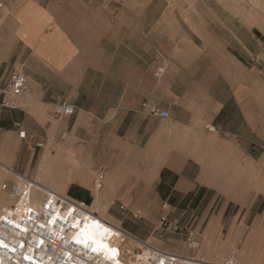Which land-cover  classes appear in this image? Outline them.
I'll return each instance as SVG.
<instances>
[{
    "label": "crops",
    "instance_id": "0c3cea01",
    "mask_svg": "<svg viewBox=\"0 0 264 264\" xmlns=\"http://www.w3.org/2000/svg\"><path fill=\"white\" fill-rule=\"evenodd\" d=\"M243 8L240 0H0V162L28 172L37 151L35 167L50 166L78 202L95 199L81 179L103 164L109 206L128 201L146 216L131 201L186 198L203 201L207 214L218 200L257 216L264 239V188L255 187L264 170V32ZM18 73L27 91L3 108ZM60 106L73 114L58 116Z\"/></svg>",
    "mask_w": 264,
    "mask_h": 264
},
{
    "label": "built area",
    "instance_id": "2783aa9c",
    "mask_svg": "<svg viewBox=\"0 0 264 264\" xmlns=\"http://www.w3.org/2000/svg\"><path fill=\"white\" fill-rule=\"evenodd\" d=\"M166 69L167 66L161 64L154 71L153 77L161 78ZM26 91L24 75L21 73L14 75L5 85L1 106L10 110L15 109L17 99ZM55 114L70 116L73 109L68 106L57 107ZM150 114L164 119L169 116L167 111L160 109H152ZM207 130L212 132L213 128ZM104 179V166L98 165L92 172L93 188L101 189ZM34 185L37 183L28 179L20 185L13 183L9 186L6 184L0 186V190L16 202L2 208L0 212V264H177L173 254L155 247H150L145 257L139 256L142 254L139 250L136 252L137 255L130 259V254L125 255L123 244L131 235L121 229L108 238L107 255H104L101 249H98L100 247L94 243L88 242L87 246L77 243L72 235H75L78 228L84 226L94 215L85 208L84 203L71 199H69L71 206L65 209L61 206V200L53 193L46 195L44 211L39 213L31 204ZM18 203H21V212H16ZM160 225L178 229L177 221L170 223L165 218L161 219ZM190 243L192 248L198 247L194 240ZM187 259L191 262L188 264H201V261L194 258ZM223 264L239 263L236 258L229 257L224 259Z\"/></svg>",
    "mask_w": 264,
    "mask_h": 264
},
{
    "label": "rangeland",
    "instance_id": "374dc122",
    "mask_svg": "<svg viewBox=\"0 0 264 264\" xmlns=\"http://www.w3.org/2000/svg\"><path fill=\"white\" fill-rule=\"evenodd\" d=\"M240 1L244 6L241 9V14L244 15V10L254 14L257 19V26L264 32V0ZM97 152L101 151L98 150ZM25 154L22 151V157ZM38 154L37 151L34 153L32 166L28 172L21 170V165L18 164L15 168H10L34 180L37 170L35 166L39 162ZM21 164H23V160ZM93 170L94 167L87 173L89 175V183H92ZM13 183V181L6 179L1 185L6 184L9 186ZM161 186L166 185L161 184ZM233 186L241 188L247 186V184H226L225 188L226 190H232ZM92 189L94 190L93 185ZM101 189H99V192ZM3 199L6 202L8 201L5 193ZM93 201V199L90 200L86 197L81 202L86 205H91ZM137 202L145 206L150 211V214L141 216L139 214L140 211L137 213V209H134V213H132L128 201H124V203L115 201L109 207L108 213L112 217V220L116 222H112L113 224L118 225L122 229H127L139 241L149 240V244L152 247L186 258H195L200 252L202 253V250L205 249L206 242L209 241V246L206 249H208L209 258L212 262L221 263L226 258L234 257L238 260L239 264H264V239L262 238L263 241H260L262 239H256L257 233L259 232L257 228L259 226L254 225L258 217L248 214V212L241 210L238 206L231 205L227 209H222V201L216 200L213 202L214 206L212 209L207 214H202L204 212V205H202L204 202L199 200L189 201L186 198L177 201L162 199L156 201V203L152 200L131 201L133 205ZM162 218H165L170 223L177 221L178 229L174 230L169 225L167 227L161 226L160 221ZM191 239L198 244L197 248L191 247ZM261 243L262 245H260ZM257 244L260 246L257 247ZM134 247L132 246L130 251L138 252L139 250H135Z\"/></svg>",
    "mask_w": 264,
    "mask_h": 264
},
{
    "label": "bare ground",
    "instance_id": "6f19581e",
    "mask_svg": "<svg viewBox=\"0 0 264 264\" xmlns=\"http://www.w3.org/2000/svg\"><path fill=\"white\" fill-rule=\"evenodd\" d=\"M51 153L52 152L44 153L43 158L49 157L51 155ZM52 154H54V153H52ZM74 159L75 158H70L67 160V163L69 165V172H73V171L76 172L78 170V167H79L78 161H76ZM91 162H93V161H91ZM52 163L54 164V162H51V164ZM49 167L50 166H45L43 163H40L39 166L37 167L36 174L34 177V181L37 183V185H34L32 192H31V204H32V207L35 208L36 211H38L39 213H43L44 205H45L46 199H47L46 195L50 194V193H53L56 198L61 200V206H63L65 209H67L71 206V202L69 200L70 198H68L67 197L68 195L66 196V194H65L66 184L62 181V179H57L56 175L52 174V171H51L52 168H49ZM262 171L258 173L257 178H256L257 182L255 183V186L257 189H261L262 187L264 188V170H262ZM70 175H73V174H70ZM6 179L13 181L17 185H20L23 182H26L29 178L25 177V175L19 174L18 172L12 170L10 168L9 164H4V163L0 162V185ZM81 183L83 185L89 187L90 183H89V175L88 174L85 175L84 177H82ZM94 192H95V199L92 202V204L91 205L84 204L85 208L89 212H91L94 215V217L91 218L90 221H88L87 223L85 222L84 226H80L78 228L77 233H75V235L73 234L72 236H73V239H75V240H77L78 237L81 240H83L85 235H87L89 237L87 240V243L86 244L82 243V244L87 246L88 242L94 243L95 246L100 247L98 249L99 250L101 249V251H102V253H104V255H107L108 254L107 249L109 246L108 245V238L111 235H114L115 233H117L118 229H121V230H123V229L120 228L118 225H115L112 223V222H114V223H116V222L112 220V217L108 213V209L110 207L109 206L110 202L103 199L105 196L102 198L99 190L94 189ZM3 196H4V192L2 193V191L0 190V211L2 208L16 203L15 201L9 199L8 197H7L8 201L7 202L4 201ZM18 204H16V206H17L16 212H19V211L21 212V207H20L21 203H18ZM59 216L63 218L62 215H59ZM128 234H130V233H128ZM204 240H205V238H204ZM93 241H95V242H93ZM142 243H143V241H139L138 239H136L132 235L129 236V238L127 240H124V244H123L124 252H126L125 255L130 254V259L133 258V255H137L136 252H134V251L132 252V250L130 251L131 247L135 246L134 247L135 250L142 251V254H140L139 256H141V257L147 256L148 251L150 250V247H152V246L149 244V240H147L145 242V244H142ZM208 246H209V241L206 242V245L204 247L205 249L202 250V253H204V254H202L200 252L201 254L199 253L194 259L201 261V264H222V262H224V261H222L221 263L210 261L209 252H208V249H206V247H208ZM172 256L174 258H176L177 264L191 263L184 256L174 255V254ZM108 257L110 258V255H108ZM0 258H1V255H0Z\"/></svg>",
    "mask_w": 264,
    "mask_h": 264
},
{
    "label": "snow or ice",
    "instance_id": "6c2138e0",
    "mask_svg": "<svg viewBox=\"0 0 264 264\" xmlns=\"http://www.w3.org/2000/svg\"><path fill=\"white\" fill-rule=\"evenodd\" d=\"M21 135H23V133H21ZM88 236L87 235H85V237L83 238V240H81L79 237L77 238V240H76V242L77 243H87V240H88ZM93 242H95V241H93ZM95 250V249H94Z\"/></svg>",
    "mask_w": 264,
    "mask_h": 264
}]
</instances>
